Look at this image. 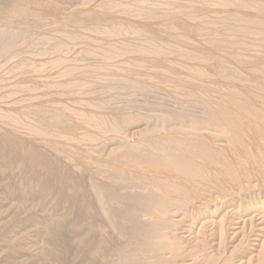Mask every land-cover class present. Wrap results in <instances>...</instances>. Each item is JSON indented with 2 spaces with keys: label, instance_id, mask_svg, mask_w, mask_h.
<instances>
[{
  "label": "bare ground",
  "instance_id": "1",
  "mask_svg": "<svg viewBox=\"0 0 264 264\" xmlns=\"http://www.w3.org/2000/svg\"><path fill=\"white\" fill-rule=\"evenodd\" d=\"M36 1L37 0H0V17L3 18V21L0 23V82L7 80V78H9L10 75L13 76V74H15V77L16 76L17 77L15 79L13 77H11L10 79L11 80L14 79V81H15L17 78H19L21 76V74H18L19 72L20 73L21 72L26 73V74L30 73V76L31 77L33 76V79L31 77H29V79L31 78L30 80H36L38 78V76H37V78L35 77L36 79H34V76L37 75V74L34 75V73H36V67L38 68V66H40V65H38L39 63L41 64V63H47L48 62L47 65H49V66L51 65V67L54 68V71H55L54 76L50 75L51 77H48V78H51V80H49V81H52L55 79L54 81L56 82L57 81L56 79H58V81H61V83L59 82L61 84V86L58 83H56V85H59V88L57 87V91H56L55 88L52 87L51 84L47 83L48 81L43 82V83H46V85H48V88H54L51 91L56 92L54 94H56L57 96L55 95L56 97L52 98L48 94L47 97L49 96L53 100L56 99L53 101V103L55 105H57V107H59V108L54 107L55 106L54 104H51V103L49 104L48 101L51 100V102H52V99L47 98V97L43 98L40 96L41 94L39 95L40 98H38L39 96L38 97L37 96L32 97L33 95L31 97L32 98L37 97V100L38 99L40 100L41 98H43L45 100V98H46V100H48V101H46V100L45 101L48 103L43 102L44 103V105L42 104L43 107H42V105L40 106L41 101L43 99H41L40 101L39 100L37 101L39 106L42 107V109H44V106L46 104H47V107L49 105L54 107V108L51 107L52 110H54L56 108L59 111L61 108L62 113L67 115L66 118L70 117V119H69L70 121L63 119L65 117L62 118L61 115H60L61 117H57L54 119L52 117L51 118L43 117L46 115V112L42 111L41 108H37V109L41 110V114H42V112L44 113L42 117L39 114L38 110H36L37 112H35V113L33 112L32 114L29 112H26L27 109L26 110L24 109V105H26V103L25 104L23 103L21 105L18 104V105L22 106L21 108L23 110L21 108H19L20 106L18 107V105L15 106L14 108H12V111L7 110L4 108V106H6V105H4L2 103L6 102L5 99L9 95V92L7 93L6 89H7V91H9V89L7 87H5L6 89L3 88V90L5 89L4 92L6 94L4 93L3 94L4 96L2 95V97H5V99H4L5 101H3V99H1L2 97H0V102H1L0 106L2 107L4 105L2 108L0 107L1 108V110H0V121H1L2 125L4 126L3 127V130L5 129L4 132L6 131V128L10 129V131H8L9 133L7 132L8 134H10V132H13L14 130L17 133L19 132V130H22V132H25L24 133L25 135L32 134V136L33 135L36 137L38 136L37 141H38L39 136H40V137H42L41 138L42 143L43 144L46 143V146L49 145L48 146L49 148H47L49 150L46 151V146L42 145V144H41L42 145L41 148L40 147L39 148H33L31 143H30L31 146L29 147V141H28V145H27V143H21L20 145H17L19 143V141L18 142H15V141L19 140V138L18 139L15 138L16 140L14 142L17 144H13V143L11 144V141L7 140V139H10V138H7V136H13L12 133H11V135H6L7 139L5 137H0V191L3 192L4 195L5 194L6 195L9 194V196L10 195H16L18 197V199L20 200L19 206L16 203L17 204L16 206H18V208L16 206H14L16 208V211L14 212L12 217L9 218V216H8L7 222H3L4 220L1 221L0 229H4V228L6 229L7 227H9V228H7V231H8V229L14 230V231L10 230L11 232H13L12 234H10L11 236L13 234H17V233H14L15 229H13V228L17 227L14 224H18V226H19L16 229H19L22 227V229L29 231L28 233H30V231L31 232L33 231L35 233L36 230H38L37 231V233H38L37 237L38 238L36 237L37 238L36 241H37L39 247L38 246L37 247L35 246V247L39 248V251L37 250L38 251L37 254L35 253V255H36L35 258H32L33 256H35L34 254L30 257V259L32 258L31 260L36 259L35 260L37 262V263L35 262L36 264H45L47 261L49 264H62V263L65 264V262L67 263L70 259L72 261H73V259L74 260H77L78 258L80 259V256L82 259V255H83V260H84L85 257L87 258V255L85 256L83 254L84 252H87V254H88V252L91 253V256H90V254H88L89 262H87L88 259H85L86 261H83V262H86V264H89L91 261H94L98 264H108L109 259L110 258L112 259L113 254H114L115 258H117V260L121 261L119 264H121L122 262L124 264H142V263H144V261L147 264H171V263L175 264L174 262L177 259H179L180 257H182L181 255H183V252H182L183 249L181 251L180 250L181 247L176 242H174V241L172 242L171 241L172 237L171 236L167 237L166 232L168 231L167 232L168 234H172V233L176 232V231H174V229H175V226H177V224H178V223L176 224V222H178L179 220L175 222V219L177 217H175V219H174V215L176 214V212L181 213V211L186 209V208H184V206L187 202L185 204H183L182 201L185 202V200H182V199L180 200L179 197H181V195L185 196L184 193L186 191H188V190L190 191L192 189H195L197 185L203 184L204 182H205L204 184L212 183V182H208V181L211 180L214 175H218V178H220L219 175H220V173H223V172H228V175L231 174L229 176V179H230V177L233 178L235 176V174L236 175L239 174V173H236V171H238V170H243V172L245 171L244 173H246L249 170L254 169L256 171L258 170V172L261 176H262V174L264 175V166H263L264 164L260 165V162L264 163V119L263 120L261 119L262 120L261 122L259 120L258 121L256 120L259 109L258 108L256 109L255 108L256 106L254 107L253 101L251 100L253 94L255 93L253 97H255V99H257L256 101H260V102L264 101V17H263V19H261L260 16H258V18H256V15L253 16L255 14V12L260 13L257 10H260L259 8H261V6L258 8L256 2L253 3V4L256 3L255 5H249V2L247 3V2H245V0H102L101 6L102 5L105 6L106 12L110 13L108 8H111L112 12H114L113 10H115L114 14H112V15L115 16V13L117 15L121 14L122 16H128V18L131 17L130 19L131 20L134 19V20L133 21H122L121 18H123V17L120 18V16H119V19L117 16H116L117 19L115 17L114 18L110 17L108 19L107 18L104 19V17L101 18L99 16L101 18L100 19V18H97L98 15L96 13H94V14H96L97 17H95L94 14H93L94 16L91 17L88 15L90 13L86 14L83 12L82 13L84 15L82 14L83 16L82 15H81L82 17L80 16V20H75V19L73 20L74 15L69 14V13L66 14L67 12L66 13L64 12L65 13V14L63 13L64 15L63 14L60 15L58 13L59 16L57 15V17H56L57 13L54 12L55 9L54 10L50 9V11H49V8L51 6L49 7L50 4L48 2L50 0L49 1L45 0L44 1L45 3L44 2L40 3V1H42V0H40V1L38 0L37 1L38 6L40 3V5L42 6L43 9L45 7V11L41 8L42 11L45 12L46 14H48L46 12L48 10L51 14V10H52V14L55 13L54 17H56V18L53 17L54 19H52V20H54V21H48L49 19H47L48 24H50L49 22H53L52 25H54V26L48 25L47 21H45L47 25L44 24V21L40 25H39L40 22L38 23V26H41L42 28H44V30H46V32L45 33L43 32V35H38L41 37L40 38L41 41H39L40 39L37 40V42L39 41L38 42L39 45L38 44L37 45L40 48L37 51H35L33 49V51H34L33 52V51H31L32 47H34L36 44L34 41H33V43H31L32 42L31 40L35 37H33L31 39L32 34L29 36L30 38L27 39L26 37L28 36L29 32H31L29 30H35V29L39 30V28H37L34 24V27H32L34 29H32V28H30L31 26L30 27L28 26V24H29L28 23L27 25H25V28L28 26L26 28L27 30H24L23 26L21 27V25L19 23H17V21H14V18H15L14 16L16 14H20V15L24 14V12L28 9L29 5H30L29 8L32 9L31 7L33 4H34L33 6L37 5ZM58 1H59V3H62L63 5H64V2L65 3L67 2L66 3L67 5L70 4L73 6L74 5L73 1H76V0H57L56 3H55V1L53 2V3H55L54 5L57 4L58 6H60V4H58ZM250 1H253V0H250ZM51 2L52 1H50V3ZM71 2H73V3L71 4ZM35 3H36V5H35ZM76 3H78V2H76ZM79 3H81V1ZM62 4H61V7H62ZM66 4L64 5V7L66 6ZM90 4H88V5H90ZM84 5H85V3H84ZM86 5H87V3H86ZM66 7H65V9H66ZM229 7H235V8L241 7V8L247 9L251 13L254 11L255 12L251 15V14H249V12L247 10H246V12H248V14H246L244 10H243L244 11L243 13L240 10V12L242 14L241 13L238 14L239 13L238 12L236 15L230 14V13H229V15H224V13L228 14L227 13L228 11L226 12V10H225V12L223 13L222 10L227 9ZM78 8H79V6H78ZM80 8H81V6H80ZM203 8H205V9H203ZM33 9H35V8H33ZM59 9H63V7L59 8ZM82 9L84 10V7ZM218 9L221 10L222 13H219ZM37 10H38V8H37ZM85 10H87V9H85ZM28 11L29 10H27L25 13L27 14ZM63 11H66V10L63 9ZM74 11H78L77 8ZM196 11H197V13H198V11H202L200 13L205 12L204 13L205 15L201 16L202 15L201 14L197 17L192 16L193 20L189 19V21L191 22L189 25L187 24L188 22L187 23L185 22L187 25H185V24L183 25V23L181 22L183 20H181V19H180L181 21L180 20H174V21L170 20L171 22L167 21V19H166L170 16H171V18H172V16L175 17L174 15H176V14L177 15L178 14H185L186 15V14L192 13L194 15L193 12H196ZM37 12H39V11H37ZM71 13H72V11H71ZM234 13H235V11H234ZM244 13L246 15H243ZM29 14H31V13L29 12ZM32 14H34V13H32ZM39 14H40V12H39ZM260 14H262V13H260ZM72 16H73V18H72ZM42 17H43V14H42ZM49 17H50V15H49ZM36 18H35V20H37ZM190 18H191V16H190ZM43 19H44V17H43ZM130 19H128V20H130ZM139 19L144 20V23H145V20H147L149 24L148 25H139L137 23V21ZM184 19H186V17ZM21 20H23L22 17H21ZM30 20H32V19H30ZM38 20H40V19H38ZM159 20H160V26L169 32H176L178 30L182 31L181 34L175 35V37H174L175 39L173 37H170V39L172 38L171 40L174 39V40L179 41L180 43L184 44L185 47H188L187 49H189V47H190V49L193 47H196V50H200L201 52L204 51V52H207L209 54L208 56L210 58H205L204 56L203 57L201 56L202 54H199L200 51H197L198 52L197 54L199 55L198 58L201 59V61L198 60L197 58H195V56H197V55H195L196 52H195V54H193L194 58L197 59L196 61L197 62L200 61L199 63H201V65L203 63L204 67L201 68V66L198 67L197 65L196 66H190L189 64H188L189 66L185 67L186 65L183 64V67L186 68V70H188V73H187V71L184 68L180 67V66H182L183 62L180 63L181 65L179 63H177L178 61L177 62L175 61V63L171 62V61H173V60L169 59L171 57V55L174 57H177V56L179 57L180 54L178 55V51L181 52V50H179L181 48V46L178 47L179 46V43H178L173 48L172 47L173 45L167 46V45H169V44H167L168 42L165 40H161V38H160V36H158L157 30H156V28H158L159 25H158V23H157L158 26H155V24H154V23H156V21H159ZM161 20H163V21H161ZM14 22L19 24L21 28H19V25H17ZM47 26H48V28H47ZM37 34H39V33H37ZM37 34H33V35L37 36ZM123 35L125 36V38L128 35L127 38L132 36V38H136V39L133 42L129 38L128 40L131 41L132 42L131 43V42H128L127 38L126 39L123 38L124 37ZM135 35H136V37H135ZM46 37L48 39H43ZM16 38L20 39L19 43L14 41ZM167 38H169V37L167 36ZM18 39H16V40L18 41ZM11 40H12V42H11ZM26 40L31 41L27 44V47L29 44L34 45V46L29 45L31 47L30 48L31 52L28 49V51L30 53L27 52V47H25L26 43H27ZM45 40H46V42H45ZM6 41L9 42V45L11 43L13 45H15V48H18L19 50H22L25 47L26 53L23 50L20 53L26 54V55L28 54V55L25 57L24 56L18 57V56H11V55L5 56L4 55V49H7V48H4V47L6 46L7 43H5V46L3 44ZM65 43L78 45V47L83 49V52L85 51L87 54H89L88 56L91 55L90 57L95 56V57H100L102 59L103 71L96 72L98 70L97 69L98 66L96 65L97 68L96 67L95 68L97 70L96 71L94 70L91 73L94 76L95 81L97 80L96 83L100 82L102 80H103V82L105 81L104 83H107V84L110 82V84H113L112 85L113 88L116 85V86H118L117 88L120 87L119 89L122 90L124 93V91H126V88L127 89L129 88L126 86H130L135 90H141V87H140L141 82H139V80L142 81L143 79L141 77L144 75H147V77H149L148 79H150L149 83H148L149 88L150 87H151V89L153 88L152 91L154 89L158 88L159 86H161V90L163 92L169 91V93L170 92L176 93V92H180L183 89H185V88H182L183 86H185V84L184 83H183V85L181 84V82L185 81V79H183V81H182V78L179 77L178 75H180V72L181 73L186 72L187 73V75L185 76L187 79L186 82H189L188 84L189 85L191 84L190 86H193L195 88V94H193V96L198 95L196 93H199V95H200L202 92L208 91V93L211 96L213 94H215V96H216V94L219 93L220 95L218 94L217 96L218 97L220 96L219 98L221 101L220 100L216 101L217 99L215 100L214 98H210V97H208V95H206L207 98H206V96H205V98H204V96L202 97V95L200 98L196 97L194 102L197 104V109L203 110L202 108L205 107L203 110V111H205V113L203 116L201 115L202 117L200 119L195 120V122H194V120H190L191 118H189V120H186V117L184 116L185 114L183 115L182 119L185 118L186 121H189L190 123H193V124H187L184 126L182 124H180L182 126L181 131H183V133H184V135H182L181 139H177V140H176V138L171 139V140H165L164 139V141L159 139V135L157 133L158 128H161L160 127L161 125H163V127H164V125H166L167 123L172 122L171 117H168V116L162 117V115H160L158 117H161L159 120L161 121L162 124L160 123L161 125L159 124L160 126H158V128L155 127V129H157V130H150L151 132H148V133L143 130L144 133L141 132L140 136H142V138L144 136H146V138L144 140H142V138L139 137L142 140L139 143V146L129 145V146L125 147L124 150L127 153L126 155H130L131 157L133 156L131 159L128 158L129 161L133 160L134 157L138 159L136 161H138V162L140 161L139 163H137L135 160H133V161L128 162V164L130 163L129 165L131 166L132 163L134 164V162H135V163H137V165H139L140 163L143 162V164H140V166L143 165L144 167H146V170H147L146 173H143V175L146 177L149 176L148 178L145 177L146 179H144V181H143V180H141L142 176H141V178H139L138 174H137L138 177H136V175H135L136 180H137V178H139L138 183L140 185V186L136 187L135 185H136L137 181L134 180V182H135L134 187H136L135 192L133 191L134 189L131 192V188L133 187L132 186L133 184L127 183V182H131L129 180L127 181V179L132 174L130 176L127 174L128 178L125 177L127 175L125 174L126 171H124V170L125 169L128 170V166H129L128 164H126V166L128 165L127 168L122 167L123 164H120L121 167L120 168L118 167L119 170H118V168H116V170H118V171H120V169L123 168V172H124L123 177H125L124 178L125 182H124L120 178L122 175L119 177L118 176L116 177V175H118V174L115 173V171H112L113 173H115V174H113L114 176H112V172H110V171L113 168L111 169L110 167L107 166V164H105V165L103 164V166H101V167L103 168L105 166L103 171L108 172L109 175L106 172H105L106 173L105 174V173H102L100 169H97L98 167L101 168L100 166H97L98 164L94 165L93 168H95V166H96L95 169H97V170H95L93 168H90L88 166V163H87V166L92 170V171L90 170L91 173L93 172V170H95L94 172H96V171L98 172V170H100L99 172L101 174H99V172H98L97 173L98 176L99 175L101 176L102 174H103V176L108 175V176H110V177H108V178H110V180L112 177H114V178L116 177L115 178L116 180L113 178L114 182L116 181V184L109 185V184L105 183V185H103V184L95 183L96 181L94 182L95 184H91L92 182L90 183L89 179L85 180L86 176H84V178H83V177H81L82 174L78 175L80 177L75 175L79 171L77 169H80V168H78L79 167L78 164L76 165L78 167H76L75 165L72 164V166H75V167H72V166L70 167V165H69L70 168L69 167L65 168L66 165L62 164L64 161L62 160L61 161L62 163H61L60 161H58V160H61V158L60 159H58L57 157L54 158V155L57 156L58 151L62 150L61 148L67 147V150H69L68 146L66 145L68 143L67 141L70 142V143H68V145H73L72 147L75 148V146H81V145H86V144L91 145L92 143L94 145V142H96V141L101 142L102 140L100 138H102V137L104 138L105 137L104 135H107V133L108 134L113 133V135L116 134L118 137H120L121 136V134H120L121 129H122V127H125L123 125H125L126 122L129 124V122L124 121L125 119H123L124 117L122 116V114L124 116H125V114L122 110H119V108H117L115 110L113 108V110L111 111L112 107L110 105L111 108H110V110H108V108H109L108 103L109 104H111V103L108 102V100L105 99V97H103L104 95H102V97H98L99 99L96 101H94V100L97 98L94 99V97H93L92 99H94V100H92V101L95 103H93L91 101L92 103L90 102V104L87 105L85 102H83V104L85 103L86 105H84L85 108L80 106V107H82L81 111L79 109L76 110L77 108H75L76 111L71 108V103H72L71 101H73L72 98H74L75 96L78 97V95H80V92L84 90L83 89L84 84L82 85V80H80L79 77L84 76L87 72L86 73L83 72L82 69H84V68H82L81 66L70 69V70L63 71V69H62L61 71H58V69H60L59 66L61 65V61H62L60 59L61 58L60 56H62L61 55L62 53L60 54V56H59V53L61 52L60 50L65 45ZM16 44H17V46H16ZM203 45H205V47ZM66 46L64 48H66ZM198 46H199V49H197ZM8 47L10 48L11 45ZM75 47H77V46H75ZM200 47L203 49H201ZM67 48H68V46H67ZM80 48H78L79 51L81 50ZM35 49H37V46L35 47ZM75 49H77V48H75ZM194 49H192V50L195 51ZM176 50H177V56L175 55ZM191 51H188V52H191ZM133 52H137L138 53L137 55H139V53H141L143 58L140 59V57H141L140 55H139L140 56L139 59H135L132 57L127 58L126 54L133 53ZM191 53H193V52H191ZM191 53H188V56ZM67 54H68V51H67ZM181 54L182 55H180V57H181L180 59L182 61H183L182 56H183V58L187 57V59L190 57V56L189 57L185 56V55H187V54H185V52H181ZM64 55H65V53H64ZM80 55H82V54H80ZM125 55H126V58H124ZM71 56H73L74 58L75 57H81V56H77V55L76 56L71 55ZM86 56H84V57H86ZM88 56H87V59L90 58ZM65 57H67V56H65ZM68 57H69V55H68ZM178 57H177V59H178ZM120 58H121V60L123 59L122 64H120V62H119ZM191 58L193 59V56ZM212 59H213V61L216 59V60H218V62H215V63L212 62L211 63L210 60H212ZM72 60H74V59H72ZM181 60L179 62H181ZM66 62H68V61H66ZM66 62L63 61V64H65ZM77 62H75V63H77ZM118 62L120 65L118 64V66H116ZM187 62H184V63H187ZM84 63H85V61H84ZM188 63L191 64V62H188ZM196 63H194V64H196ZM63 64H62V66H63ZM80 64H82V63H80ZM94 66L92 67V69L94 68ZM43 67L44 66H40L41 69ZM66 67H68V66H66ZM179 68H180V70H179ZM181 68H182V70H181ZM89 69H91V68H88V70ZM91 70H89V71L91 72ZM51 72H53V71H51ZM100 73H102V74H100ZM169 73L173 75L172 77L174 79L173 78L171 79V75ZM28 74H27V76H28ZM23 75H22V77H23ZM167 75H168V78H167ZM227 75L233 76L237 79L233 80L232 85L229 83L230 81L232 83V80L228 81V83L231 86H229V84H227V86H226V84L224 85L225 88H227V89L229 88L228 91L225 92V90H227V89L224 90L223 89L224 87L221 85L219 86V84L217 82L221 78L227 80V78H228ZM53 77H54V79H53ZM252 77H255V79L254 78L252 79ZM48 78H46V80ZM10 79H9V83H8L9 87L13 83V81H11ZM39 80L40 79L38 78V80H36V81H31L30 84L27 83L28 85L23 84V85H25L24 87L22 84L18 83V81H20V80L15 81V83H17L18 85L20 84V88L21 87H23V88L19 89V90H21V91H19L18 89L14 88L15 89L14 90L11 87L12 89H10V91H12L13 96H14L13 92H15L16 90H17V92L18 91L20 92V93L18 92L19 94H21L23 91L24 92V94L22 93L23 96L25 95V92H26V95L27 94L31 95L32 93L33 94H39L42 91H39V93H38L37 88L34 87V89L37 90L36 91L37 93H35V91L32 88L33 82L36 85L38 84V86H39V83H36ZM23 81L21 79V82H23ZM95 81H94V83H95ZM250 81H255L253 83H256V85H258V86L254 87V88H256V90H253V91H255L254 93L251 90L253 85L250 84ZM10 82H12V83L10 84ZM103 82H101V84ZM242 82H244V83H242ZM23 83H25V81ZM143 83H141V85H143ZM245 83H246V85H244ZM248 83L252 87H250ZM5 84L7 85V82ZM42 84L40 83V85H42ZM223 84H224V82H223ZM50 85H51V87H49ZM88 85L92 86L94 84L89 83ZM99 85H100V83H99ZM38 86H36V87H38ZM43 86H44V84H43ZM53 86H55V85H53ZM82 86H83V88H82ZM144 86L148 87L145 84L143 85V87ZM39 87H38V89H41V90L43 89V88H39ZM44 87H45V89H48L47 86H44ZM87 87L88 86L85 85V88H87ZM121 87H126V88H121ZM81 88H82V90H81ZM254 88H252V89H254ZM0 89L2 90L1 87H0ZM45 89H43V90H45ZM129 89L132 90L131 88H129ZM31 90H33V91H31ZM248 90H250L249 92L252 93V96L250 93L251 98L248 94H246V91H248ZM188 91H190V90H188ZM186 92H187V90H186ZM2 93H3V91H2ZM18 93L15 94V96L16 95L18 96ZM49 93H51V92H49ZM107 93H110V92H107ZM10 94H11V92H10ZM22 94H21V96H22ZM69 94H71V96H73V97L69 96ZM86 94H88V93H86ZM146 94H147V92H146ZM30 95L27 98H30ZM43 95H45V94H43ZM51 95L53 96V94H51ZM95 95H96V93H95ZM117 95L120 96L119 93ZM140 95H142V94H140ZM140 95H139L138 99L141 98ZM67 96H69L71 98L70 99L71 101L68 100L69 97L67 98ZM91 96L92 95H89V98H91ZM105 96H106V94H105ZM115 96H116V94H115ZM18 97H20V95ZM191 97H192V95H191ZM128 98H129V96H128ZM10 99L14 100V103L18 102V98L14 99V97L11 96V97H9L8 100H10ZM22 99H25V98L23 97ZM74 99H78V98H74ZM112 99H111V102H114ZM249 99L252 101L251 102L252 104L249 103V101H250ZM260 99H262V101ZM84 100H85V98H84ZM89 100H91V99H89ZM117 100H119V99H117ZM128 100H129L128 102L132 101L130 99H128ZM232 100H233L234 104H232V102H230L232 104V106H228V104H229L228 101H232ZM79 101L80 100H78L77 102H79ZM214 101H216L217 103ZM87 102H89V101H87ZM115 102H116V100H115ZM75 103H76V101H75ZM198 103H200V104H198ZM263 103L264 102H262L263 110H262V106L261 107H260V105H258V106H259V108H261L260 110L263 111V113H264ZM5 104H8V103H5ZM10 104H12V103H10ZM31 104H29V107H31V106L36 107L34 104L33 105H31ZM79 104L82 105V102H79ZM168 104H170V103H168ZM189 104H191V102ZM201 104L204 107L200 108L202 106ZM58 105H60V106H58ZM124 105H122V106H124ZM131 105H133V103ZM198 105H200V107ZM72 106H75V105H72ZM29 107H28V111H29ZM75 107H77V106H75ZM3 108L5 110H2ZM32 109L35 110L36 108L32 107ZM32 109H30V110H32ZM8 111H10L9 114H8ZM61 111H59V112H61ZM124 111H126V110H124ZM261 111H259V112H261ZM50 113H51V111H50ZM131 113H133V112H131ZM136 114H138V113L135 112V115L134 114H132V115L136 116ZM47 115H49V114H47ZM55 115H56V113H55ZM136 118H135V120H136L135 123L139 124V122L137 120L139 117L137 119ZM169 118H170V122H168ZM180 118H181V116H180ZM141 119H142V121H145V120L150 119V117H143ZM192 119H193V117H192ZM73 121L80 122L81 123L80 126L82 127L83 130L90 129L91 131H93V133L91 132L92 134L89 133V134L83 135L85 133L82 130L83 133L81 131V133H82V135L80 134L81 136L77 135L76 138H73L72 135H70V132L69 133L67 132L68 130H72V128H71L72 125L70 124V122H73ZM139 121H141V120L139 119ZM148 121H145V122H148ZM191 121H193V122H191ZM76 122H74V123H76ZM1 123H0V125H1ZM74 123H73V125H74ZM128 124H126V126ZM152 124H154V123H152ZM134 125L132 124V126H134ZM149 125H150V123H149ZM167 125H169V124H167ZM167 125L165 126L166 127L165 129H167V127H168ZM69 128H71V129H69ZM125 129H127V128H125ZM150 129H153V128H150ZM79 130H80V128H79ZM1 131H2V129H1ZM60 131H61V133L65 132L66 134H58ZM88 131L89 130H87L86 132L88 133ZM148 131H149V129H148ZM26 132L28 134H26ZM160 132H162V131H160ZM160 132H159V134L161 135ZM1 133H0V135H1ZM142 133H143V135H142ZM177 133H178V131H177ZM119 134H120V136H119ZM148 134L150 135V137ZM3 135H5V134H3ZM15 135H16V133H15ZM19 135H21V133ZM54 135L56 137H59L61 135L64 142L65 143L67 142L65 145L64 144L62 145L60 143L62 145V147L60 148L61 145H59L58 147L60 149L57 147L59 150H57V149L54 150L52 148L53 144H56L55 147L58 145L57 143H51V140L53 138H55ZM16 136H18V135H16ZM114 138H117V137H114ZM120 140H122V139H120ZM8 141H10V142H8ZM33 141L35 142V140H33ZM43 141H45V143ZM54 142H56V140ZM37 143H39V142H37ZM102 144H104L103 141H102ZM35 146H36V144H35ZM69 147H71V146H69ZM113 147H115V146H113ZM72 149H71V151L74 152L73 150H76L77 148L73 149V150ZM79 149L80 148H78V150ZM65 150H66V148H65ZM54 151H56V154L53 153ZM63 151H64V149H63ZM72 152H70V153L72 154ZM88 152H86V153L89 154V156H92L94 151L92 150L89 153ZM61 153H62V151H61ZM66 153H67V151H66ZM70 153L68 155H71ZM90 153H91V155H90ZM72 155H74V154H72ZM121 155H123V153ZM93 156H95V155H93ZM124 157H125V154H124ZM109 158H111V157H109ZM125 159H127V158H125ZM74 160H73V162H75ZM121 160H122V158H121ZM67 161H68V159H67ZM86 161H83V164H85ZM88 161H91V160H88ZM80 162L82 163V161H80ZM111 162H114V161H111ZM122 162H123V160H122ZM110 164H112V163H110ZM16 165H19V167H21V169L25 168V167H32L33 168V171H32L33 173H31L32 178L38 174L44 177V180H45L44 184H43L42 180H41L42 184L39 183V184H41V186L43 185V188L39 186L38 189L42 188L45 190L47 189L49 191H52L53 187H55L54 185H56L57 183H59V184L62 183L61 184L62 191L59 192V190H58L59 188L57 187L58 188L57 190L59 193L56 194L57 195V197H55L56 199L52 200V202L54 200H57L55 202L57 204H55V203L53 204L51 202L52 196L51 197L49 196L51 193H53L56 190V187H55L53 192H51L49 195L47 194L50 197L49 199L46 198L47 196H45L46 200L43 197H41L44 199V201L41 200L42 203L38 202L39 204L36 201V203H37L36 205L33 204V199H32V204H31L30 199L33 197V196H29V194H30L29 190H31L30 189L31 186L28 188V186H26V184H25V182L28 183L27 181L30 180L28 178V176L26 177V178H28L27 180L24 177L26 181H24V182L21 181L20 183H18L20 180L15 182L12 180L13 178L11 179V177H12L11 174L13 173V170L15 171ZM124 165H125V162H124ZM134 165H136V164H134ZM134 165H132V166H134ZM137 165L135 166V168L137 167ZM140 166H138V168ZM260 166L263 168H261ZM62 167H64L65 169ZM111 167H113V164L111 165ZM116 167H117V164H116ZM82 168H83V165H82ZM114 168H115V166H114ZM132 168H134V167H132ZM17 169H18V167H17ZM61 169L62 170L64 169L65 171H63L62 174L59 173V175H58V173H56V172H59ZM87 169H85V170H87ZM109 169H110V171H109ZM130 169H131V167H130ZM136 169H135V171H136ZM259 169H261L262 171H260ZM85 170H84V168L81 169V171H83V173L85 172ZM131 171H132V169H131ZM139 171H140V168H139ZM141 171L143 172L145 170H143V168H142ZM87 172H89V171H87ZM147 172H148V175H146ZM91 173H90V176L92 175ZM254 173H255V171H254ZM93 174H96V173H93ZM120 174H122V169H121ZM133 174H134V172H133ZM132 176H134V175H132ZM224 176H225V174H224ZM94 177H95V175H94ZM94 177H91V178H94ZM98 178L99 177H97V179ZM118 178H120L121 181H123V184H122V182L121 183L118 182V181H120ZM117 179H118V181H117ZM31 180H30V182H31ZM140 180L143 182L141 183ZM237 180H239V179H237ZM90 181H92V180L90 179ZM103 181H105V180H103ZM213 181H214V178H213ZM86 182H88V184H91V187L88 185L90 187V188L88 187V189H91V192H87V190H86L87 186L85 185ZM32 183H33V181H32ZM124 183H127L128 184L127 186H129V185L132 186V187L128 188V189H130V191L127 189L129 192H125L124 188H123L124 192L123 191L119 192L118 190H116V186L117 187H119V186L125 187L126 184L124 185ZM31 184L28 183V185H31ZM117 184L118 185L120 184V185L118 186ZM26 187L29 189L28 195L25 194L27 192V191H25ZM33 187H36V186H33ZM33 187H32V191L34 189ZM137 188L140 190L138 191ZM45 190H44V192H45ZM40 191H42V190L40 189L38 192H40ZM1 192H0V194H1ZM36 193L37 192H35V196H37ZM38 195H40V194H38ZM26 196H29V200H25ZM94 196H96V198L99 197L98 199H100V200H97V201L100 202L99 203L100 205L98 207L102 206L100 208H102V210L104 208L105 212L107 211L105 209L109 208V207L107 208V206H105V205H107L108 203L109 204L111 203L110 209H108V211L106 213L103 211V214H105L106 216L108 214H111L114 216V217L111 216L110 219H109V217H107L106 219H108L110 221L113 220L112 222L115 225V227H119V228L121 227L122 228V226H124V225L131 226V229L126 232L127 237H128V241H127V243L125 242L126 244H124V246H120L116 249L113 246L115 243L113 242V244H112V242L110 240L112 238V241H113V237L109 238L108 235H105L108 237L104 236V234H105L104 223L101 221L103 223L102 227L104 228V230H102L103 228L102 229L100 228L101 223L99 224L100 221L98 222V220H97L98 218L96 219L94 217V216L99 215V212L101 214L102 210H99L97 208V211L98 210L99 211L97 213H95L96 215H94V211H96V209L93 210V208L91 206V204H92L91 201L96 200V198ZM183 196H182V198H183ZM37 197H40V196H37ZM187 197L190 200V197L188 194H187ZM225 197H227V196L225 195L224 199H225ZM41 198H38V199H41ZM91 198H92V200H91ZM192 198H194V197H192ZM15 199H16V197H15ZM76 199L78 201H80L79 199H81V201L78 204H74L73 207L71 206L70 208L67 209V210H70V212L68 211L69 212L68 216H67V214L62 216V213H61V216H60V214H58V210H59L58 208L59 207L56 208L57 206H61V205L65 204V205H63V207H65L66 203L71 204L70 201H75ZM5 200H7V199L5 198ZM226 200H228V199H225V201ZM18 201L16 200L15 202H18ZM28 201H30V202H28ZM97 201H95V202H97ZM107 201H108V203H107ZM2 202L5 203V201H2ZM2 202H0V203L2 204ZM75 202H77V201H75ZM51 204H53L54 206L56 205V206L55 207L51 206ZM97 204H98V202H97ZM97 204H95V206ZM92 205L94 206V203ZM187 205H190V204H187ZM50 206H51V208H50ZM67 207H69V205ZM187 210H189V209H187ZM217 210H219V209H217ZM2 211H0V213ZM5 211H6V209L4 210V212ZM7 212H9V211H7ZM12 213H13V211H12ZM184 213H185V216H187L189 214L188 211H187L188 214L186 212H182L181 213L182 217L184 216L183 215ZM181 214H180V216H181ZM0 215L3 216V214H0ZM105 215H102L104 219L106 217ZM108 216H110V215H108ZM175 216L179 217V215H175ZM194 216H196V215H194ZM60 217H63V218L66 217V220L65 221L61 220L62 218H60ZM111 218H112V220H111ZM151 218L156 219V220H153L150 225H148L147 223L145 224V222L147 220L150 222V220H152ZM158 218H159V220H158ZM165 218L166 219L168 218V220H165ZM198 218H200V217H198ZM178 219L181 220V217ZM109 222H108V224H111V222L110 223ZM122 223L124 225H122ZM216 223H218V222H216ZM119 224H121L122 226L121 225L118 226ZM11 226H12V228H10ZM172 226H174L173 227L174 229L172 228ZM113 227L114 226H111L110 229L112 230ZM99 228H100V230L104 231V233L102 232V234H100L101 231L99 230ZM171 228L174 232L172 231L170 233L169 230H171ZM34 229H36V230H34ZM109 230L107 229V231H109ZM113 230H115V229H113ZM2 231L4 234L5 233L4 231H6V230H2ZM17 232L19 233V230ZM22 232H23V230H22ZM24 232L22 233V235L20 232V237H16V238L14 236L13 237L10 236V237L14 240L16 239L17 241H18V239H19V241L20 240L23 241L26 239L27 241H25V242H27L28 244L25 242H23V244L25 243V244L29 245L30 244L29 243L30 238L28 236H30V235L27 234V232L25 233L26 234L25 235ZM95 232H99V233H95ZM114 232L115 231H113V233ZM94 233H95V235H94ZM109 233L112 234L111 231L108 232V234ZM3 234H1V235H3ZM96 234L97 235L99 234L98 236L103 235V237H105V238L103 240H95L94 238H96V237H94V236H97ZM34 236H35V234H34ZM124 236L126 237V235H124ZM178 236H176V237H178ZM5 237H7V236H5ZM5 237H4V239H5ZM10 237L8 236L9 240H10ZM173 237H175V234ZM181 237H183V236H181ZM68 238H69V240H68L69 243L65 241ZM98 239H99V237H98ZM14 240L12 242L10 240V243H12L11 244L12 246L10 245V247H14V249L16 248V250L18 251L19 248H17V245L18 244L21 245L22 243L18 242V244H17L16 240L15 241ZM182 240L183 239H181V241ZM36 241H32L34 243V245H37V243L35 244ZM8 242H6V243H8ZM120 242H122V241H120ZM10 243H8V244H10ZM72 243H73V245H72ZM178 243H179V241H178ZM15 244H16V247L14 246ZM74 245L76 248L73 247ZM8 246H6V247H8ZM23 246L26 247V245H23ZM33 246H31L32 249L34 248ZM2 248H1V251L4 250ZM36 248H34V249H36ZM10 249H12V248H10ZM34 249H33V252L35 251ZM113 249H114V251H113ZM21 250H23V249H21ZM193 250L196 251L195 248ZM203 250H204V248H203ZM4 251H6V250H4ZM112 252H114V253L112 254ZM192 252H194V251H192ZM191 253L189 252L187 254V256ZM13 255H15V254H13ZM167 255H168V257H167L168 259H164L165 256H167ZM0 256H3V255H0ZM190 257H189V259H190ZM201 257H202V255H201ZM209 258H211V257L209 256ZM209 258H208V260H209ZM4 259H8V258H4ZM184 259H185L184 262H186V258H184ZM184 259H182V261ZM191 260H192V258H191ZM24 261H23V264H26ZM204 261H206V259H204ZM75 262H77V261H75ZM83 262H82V264H83ZM129 262H131V263H129ZM146 263H144V264H146ZM194 263H196V262L194 261ZM203 263H201V264H203ZM211 263L213 264L214 262L211 261L210 264ZM91 264H94V263L91 262ZM114 264H117V262H115ZM184 264H186V263H184Z\"/></svg>",
  "mask_w": 264,
  "mask_h": 264
},
{
  "label": "rangeland",
  "instance_id": "2",
  "mask_svg": "<svg viewBox=\"0 0 264 264\" xmlns=\"http://www.w3.org/2000/svg\"><path fill=\"white\" fill-rule=\"evenodd\" d=\"M38 1V0H37ZM37 1H36V3H37ZM40 1V0H39ZM45 0H42V1H40V3L41 2H44ZM49 1V0H48ZM50 1H52L51 3H50ZM48 3L50 4L49 5V11H50V9H52V10H54V12H56L57 14H56V17H57V15L59 16V14L61 15V14H63L64 12L66 13V14H72V15H74V18H73V16H72V18H73V20L75 19V20H80V16L83 14V13H86V14H88V13H90V14H88L89 16H91V17H93L94 15H95V17H97V15H98V17L97 18H103L104 17V19H108V18H116V16L118 17V19H119V16H120V18L121 17H123V18H121V20L122 21H133V20H131L130 18L131 17H129L128 18V16H122L121 14H119V15H117L116 13H115V16L114 15H112V14H114V12H115V10H113L114 12H112V9L111 8H108L109 9V11H110V13L109 12H106V8H105V6H101V4H102V0H76V1H73V2H71V4L73 3L74 5L72 6V5H70L69 3V5H67L65 2H64V5L66 4V9H65V7H64V5L62 4V3H59V1H58V4H60V6H58L57 4L56 5H54L56 2H57V0H54L55 1V3H53L54 1L53 0H50ZM81 1V3H79ZM92 1V2H91ZM258 1V2H257ZM76 2H78V3H76ZM245 2H249V5H255L256 3H257V6H258V8L261 6V8H259L260 10H257L258 12H260V13H262V14H260V13H257V12H255V14L253 15V16H255L256 15V18H258V16H260V18L261 19H263V15H264V0H253V1H248V0H245ZM254 2H256L255 4H253ZM36 3H35V5H36ZM40 3H39V6H38V3H37V5L36 6H33L32 5V9H30L29 8V6H28V9L27 10H29L28 12H27V14L24 12V14H16L14 17V21H17V23H19L20 25H21V27L23 26V29L24 30H27L26 28L29 26H31L30 28H32V27H34V24H35V26L37 27V28H39V30H29V31H31V32H29V34H28V36L26 37L27 39L28 38H30L29 36L32 34H37V33H39V34H37V36L38 35H43V32L45 33L46 32V30H44V28H42L41 26H38V23H39V25L41 24V23H43V21H44V24L45 25H47L48 24V21H54V20H52V19H54V18H56V17H54V15H55V13L54 14H52V10H51V14H50V12L47 10L46 12L48 13V14H46L45 12H43L42 11V6L40 5ZM45 3V2H44ZM84 3H85V5H84ZM86 3H87V5H86ZM91 3V4H90ZM100 3V4H99ZM61 4H62V7H63V9L64 10H66V11H63V9H59V8H62L61 7ZM83 4V5H82ZM88 4H90V5H88ZM99 4V5H98ZM260 4V5H259ZM43 5V4H42ZM41 6V7H40ZM71 6V7H70ZM78 6H79V8H80V6H81V8L79 9L78 8ZM101 8H100V7ZM73 7V8H72ZM84 7V10L82 9ZM33 8H35V9H33ZM37 8H38V10H37ZM42 8V9H41ZM47 8V7H46ZM68 8V9H67ZM76 8H77V10L78 11H74V10H76ZM257 8V9H258ZM85 9H87V10H85ZM101 9V10H100ZM203 9H205V8H203ZM31 10V11H30ZM44 11H45V7H44V9H43ZM62 12H60V11ZM219 10V9H218ZM225 10H226V12L228 13V14H226V13H224L225 12ZM240 10H241V12L243 13L244 11H245V13L246 14H248V10L247 9H245V8H235V7H229V8H227V9H224V10H222V12L224 13V15H229V13L230 14H234V15H236L238 12V14H240L241 12H240ZM244 10V11H243ZM246 10L248 11V12H246ZM37 11H39L40 12V14H39V12H37ZM70 11V12H69ZM71 11H72V13H71ZM74 11V12H73ZM85 11V12H84ZM108 11V10H107ZM203 11V10H202ZM202 11H198V13H197V11L196 12H193L194 13V15L192 14V13H190V14H176V15H174L175 17H173L172 16V18H171V16L170 17H168V18H166L167 19V21H174V20H183V21H181L182 23H183V25L185 24V25H189L191 22L189 21V19L190 20H193L192 18L193 17H197V16H199V15H201V16H204L205 14V12L204 13H200V12H202ZM234 11H235V13H234ZM29 12L32 14V13H34V14H29ZM83 12V13H82ZM106 12V13H105ZM219 13H222L221 12V10H219L218 11ZM254 12H249V14H253ZM59 13V14H58ZM64 13V14H65ZM92 13V14H91ZM94 13H96V14H94ZM241 13V14H242ZM243 14V15H246V14ZM42 14H43V17H44V19H43V17H42ZM46 14V15H45ZM63 14V15H64ZM94 14V15H93ZM108 14V15H107ZM192 14V15H191ZM37 15V16H36ZM45 15V16H44ZM49 15H50V17H49ZM84 15V14H83ZM82 15V16H83ZM107 17H106V16ZM182 15V16H181ZM184 15V16H183ZM196 15V16H195ZM81 16V17H82ZM100 16V17H99ZM190 16H191V18H190ZM193 16V17H192ZM21 17H22V19L25 21H23V20H21ZM27 17V18H26ZM37 17V18H36ZM41 17V18H40ZM48 17V18H47ZM54 17V18H53ZM180 17V18H179ZM186 17V19H184ZM34 18V19H33ZM35 18L38 20V19H40V20H35ZM46 18V19H45ZM100 18V19H101ZM170 18V19H169ZM179 18V19H178ZM259 18V19H260ZM2 19V20H1ZM30 19H32V20H30ZM47 19H49L48 21H47ZM117 19V18H116ZM128 19H130V20H128ZM165 19V20H166ZM142 19H139L138 21H137V23L139 24V25H148L149 23H148V21L147 20H145V23H144V20H142ZM185 20V21H184ZM3 21V18H1L0 17V23ZM22 21V22H21ZM45 21H47V24H46V22ZM161 21H163V20H161ZM170 21V22H171ZM32 22V23H31ZM187 24H186V23ZM14 23H16V22H14ZM16 23V24H17ZM29 23V24H28ZM37 23V24H36ZM50 24H48V25H52L53 24V22H49ZM154 23V22H153ZM157 23H158V25H159V27L158 28H156V30H157V33H158V36H160V38H161V40H165V41H167L168 43L167 44H169V45H167V46H171V45H173L172 47L174 48V46H176V44H178L179 43V46L178 47H180L181 46V48L179 49V50H181V52H185V54H187V55H185V56H188V53H191V52H193V53H191V54H189V58L187 59V57H184L183 58V56H182V59H183V61L180 59L181 57H180V55H182L181 54V52H179L178 51V55H179V57L177 56V50H176V53H175V55L178 57V59H177V57H174V56H172L171 55V57L169 58L170 60H173V61H171V62H173V63H175V61L177 62V63H182V66H180V67H182V68H184L183 67V64H185L186 66L185 67H187V66H198V67H200L201 66V68L202 67H204L203 66V63H202V65H201V63H199L200 61H201V59H199L198 58V52L197 51H200V50H196V47H193V48H191L190 49V47H189V49H187L188 47H185L184 46V44H182V43H180L179 41H177V40H174L175 38V35H178V34H181L182 33V31L181 30H178V31H176V32H169V31H167L166 29H164V28H162L161 26H160V20L159 21H156V23H154L155 24V26H158L157 25ZM19 24H17V25H19ZM28 24V26L25 28V25H27ZM33 24V25H32ZM20 25H19V28H21L20 27ZM52 26H54V25H52ZM47 28H48V26H47ZM29 29V28H28ZM32 29H34V28H32ZM34 33H33V32ZM156 32V31H155ZM31 35V39L33 38V37H35V38H33L31 41L30 40H26L27 41V43H26V46L25 47H27V44L29 43V42H31V43H33V41L35 42V46L34 47H32V50L30 49L31 47L30 46H32V45H28V47H27V52L28 53H30L31 51H33V49L35 50V51H37V50H39V48L40 47H38V42L39 41H41V37L40 36H32ZM124 36V35H123ZM122 36V37H123ZM128 36V35H127ZM127 36H126V38H127ZM130 36V35H129ZM134 36V35H133ZM167 36L169 37V38H167ZM135 37H136V35H135ZM165 37V38H164ZM170 37H173L174 39L173 40H171L170 39ZM37 38V39H36ZM123 38H125V36L123 37ZM125 38V39H126ZM130 38V40L131 41H135V39L136 38H132V36L131 37H129ZM129 38H127V40L129 39ZM164 38V39H163ZM16 39H18V38H16ZM14 40V41H16V42H18L19 43V40L20 39H18V41L17 40ZM40 39V40H39ZM43 39H48L47 37L46 38H43ZM133 39V40H132ZM10 40V39H9ZM37 40H39L38 42H37ZM170 40V41H169ZM8 41V40H7ZM4 42V46H5V43H7L6 44V46L4 47V48H7V49H4V55L5 56H9V55H11V56H18V57H25V56H27L26 54H21L20 52L23 50L24 52H25V50H26V48L24 47V49H22V50H19L18 48H15V45H13L12 43L10 44L11 45V47L9 48L8 46H10L9 45V42ZM44 41V40H43ZM131 41H129L128 40V42H131ZM174 41V42H173ZM176 41V42H175ZM11 42H12V40H11ZM45 42H46V40H45ZM17 43V44H18ZM132 43V42H131ZM17 44H16V46H17ZM38 44V45H37ZM166 44V43H165ZM181 44V45H180ZM25 45V44H24ZM68 46V48H67V46ZM70 45V46H69ZM75 44H70V43H65V45L62 47V49L60 50L61 52L59 53V56H60V54L62 55V56H60L61 58V65L59 66L60 67V69H58V71H61L62 69H63V71H65V70H70V69H73V68H76V67H79V66H81L82 68H84V69H82L83 70V72H87L84 76H80L79 77V79L80 80H82V85L84 84V88H83V86H82V88L84 89L83 91H81L80 92V95H78V97H74V98H78V99H74V98H72L73 99V101H71L70 99V97L69 96H71V94H69V96H67V98H68V100L69 101H71L72 103H71V108L73 109V110H75V108H77L76 110H82V107H84V105H88V104H90V102L92 101V100H94L95 98H97V99H95L94 101H96V100H98L99 98L98 97H102V95H104L103 97H105V99H107L108 100V102H110L111 104H109L108 102V106H109V108H108V110H110V108H111V111L113 110V108H114V110L115 109H117V108H119V110H122L123 112H124V114H125V116L122 114V116L124 117L123 119H125L124 121L126 122V121H128L129 122V124L126 122V124H128L127 126H126V124L125 125H123V126H125V127H122V129H121V132H120V134H121V136H120V134H119V136L120 137H118L115 133V135H113V133H111V134H108L107 133V135H104L105 137L103 138H100L102 141H103V143L104 144H102V141L100 142V141H96V142H94V145H93V143L91 144V145H88V144H86V145H81V146H75V148L74 147H72L73 145H68V143H70L69 141H67L66 143L64 142V140L62 139V137H61V135L59 136V137H56L55 135H54V137L55 138H53L52 140H51V143H57L58 145L55 147V145L56 144H53L52 145V148L55 150V149H57V150H59L61 147H62V145L64 144H66L67 146H68V149L69 150H67V147H65L66 148V150H65V148H61L62 150V153H61V151L59 150L58 151V153H57V156L56 155H54V158H58V159H60L61 158V160H58V161H64L62 164H64V165H66V167L65 168H68L69 167V165H70V167L72 166V164L73 165H77L78 164V166H76V167H78V168H80V169H77V170H79L78 171V173H76L75 175L76 176H78V175H81V177H83L84 178V176H86V178H85V180L86 179H89V182L91 183V184H95V183H97V184H103V185H105V183L106 184H109V185H112V184H116V181L114 182V180H113V178L114 177H112L111 178V180H110V178H108V177H110V176H108L109 174H108V172H106V171H103L104 170V167L102 168L101 166H103V164L105 165V164H107V166L108 167H110L112 170L110 171V169H109V171L110 172H112V171H115V173H117L118 175H116V177L118 176H121L120 178L124 181L125 179V177H127L128 178V175L130 176L131 174L132 175H134V176H130L128 179H127V181L129 180V181H131V182H127L128 184L130 183H132L133 185V187L132 186H127L128 184L127 183H124V185L126 184V186L125 187H120L118 184V186L119 187H117L116 186V190H118L119 192L121 191H123V188H124V191L125 192H129L130 191V189H128V188H130V187H132L131 188V192H132V190L135 192V189H136V187H138V186H140L139 185V178H141V176H142V178H141V180H143L144 181V179H146V178H148V177H146V176H144L143 175V173H146V167H144L143 165H141L140 166V164H143V162L142 163H140L139 165H137V163H139L138 161H136V160H138L137 158H133V160H135L137 163H135L134 162V164H136L137 165V169L135 168V166L136 165H134L132 162V165H134V166H130L129 164H128V162H130V161H133V160H130L129 161V159L128 158H132L130 155H126L127 153L125 152V147H127V146H129V145H137V146H139V143L142 141V140H144L145 138H146V136H144L143 138H142V136H140V134H141V132H143L144 133V131L145 132H151L150 130H157V129H155V127H157L158 128V126H160L162 123H161V121L159 120L161 117H158V116H160V115H162V117H171L172 118V122H170V118L168 119V122H170V123H167V124H169V125H167L168 127H167V129H165L166 127V125H164V127H163V125H161L160 127L161 128H158V130H157V133H158V135H159V139L160 140H163L164 141V139L165 140H171V139H175L176 138V140L177 139H181V137H182V135H184V133H183V131H181L182 129V126L180 125V124H182L183 126L184 125H187V124H193V123H190L189 121H186V120H189V118H191L190 120H194V122H195V120H197V119H200L203 115H204V113H205V111H203L204 110V106L202 105L201 107H200V105H198L200 108H202V107H204V108H202L203 110H201L199 107V109L201 110H198L197 109V104L194 102V100L196 99V97H201V95H202V97L204 96V98H205V96L206 95H208V97H210V98H214L216 101H218V100H220V96L218 97L217 95L219 94V93H217L216 94V96H215V94H213L212 96L208 93V91H206V92H202L200 95H199V93H196V94H198V95H194L193 96V94H195V88L193 87V86H190L188 83L189 82H186L187 81V79H186V75H187V73H188V70H186V68H184L186 71H187V73L185 72V73H181L180 72V75H178L179 77H181L182 78V81H183V79H185V81H183V82H181V84L183 85V83L185 84V86H183L182 88H185V89H183L182 91H180V92H176V93H174V92H170L169 93V91H162L161 90V86H159L158 88H156V89H154L153 91H152V89H151V87L149 88V80L150 79H148L149 77H147V75H144V76H142L141 78L144 80H142V81H140L139 80V82H141V83H143V85L145 84L146 86H148V87H143V85H141V83H140V87H141V90H135V89H133L132 87H130V86H126V87H129V88H131L132 90H130L129 88V90L126 88V87H121V88H126V91H124V93H123V91L122 90H120L119 88H117L118 86H116L115 85V89L113 88V84H110V82L107 84V83H104L103 82V80L102 81H100V82H97L96 83V81H95V78H94V76L91 74L92 73V71H96L97 69V71L96 72H98V71H103V69H102V66H103V61H102V59L100 58V57H95V56H92V57H90V56H88L89 54H87L85 51L83 52V49H81L80 47H78V45H75V46H77V47H75L74 46ZM37 46V49H35V47ZM66 46V48H64ZM204 47H205V45H203ZM177 47V48H178ZM75 48H77V49H75ZM78 48H80L81 50L79 51V49ZM195 48V49H194ZM201 48V47H200ZM28 49H29V51H28ZM68 49V50H67ZM176 49V48H175ZM192 49H194L195 51H193ZM197 49H199V46H198V48ZM201 49H203V48H201ZM65 50V51H64ZM185 50V51H184ZM192 50V51H191ZM67 51H68V54H67ZM72 51V52H71ZM188 51H191V52H188ZM34 52V51H33ZM65 53V55H64V53ZM82 52V53H81ZM195 52H196V54H195ZM204 52V51H203ZM199 52V54H202L201 56L203 57H205V58H210L208 55V53L207 52ZM26 53V52H25ZM82 54V55H80V54ZM134 53V54H133ZM133 53H129V54H126L127 55V58H130V57H132V58H135V59H139V57H140V59L141 58H143L142 57V54L141 53H139V55H137L138 53L137 52H133ZM136 53V54H135ZM193 54H195V55H197V56H195V58H197L198 60H200V61H196L197 59H195L194 58V55ZM64 55V56H63ZM68 55H69V57H68ZM71 55H77V56H81V57H73V56H71ZM88 57H90V58H88L87 59V56ZM126 55L124 56V58H126ZM65 56H67V57H65ZM84 56H86V57H84ZM193 56V59L191 58ZM71 57V58H70ZM73 57V58H72ZM145 57V56H144ZM173 57V58H172ZM71 59V60H70ZM72 59H76L75 61L74 60H72ZM192 59V60H191ZM214 59V58H213ZM213 59L212 60H210V62L212 63V62H218V60H214L213 61ZM83 62H82V61ZM87 60V61H86ZM181 60V62H179ZM186 60V61H185ZM189 60V61H188ZM63 61L64 62H66V61H68V62H66L65 64H63ZM84 61H85V63H84ZM191 62V64L190 63H188V62ZM71 62V63H70ZM75 62H77V63H75ZM97 62V63H96ZM119 62H120V64H122V62H123V59L121 60V58H120V60H119ZM119 62L117 63V65L116 66H118V64H119ZM184 62H187V63H184ZM197 62V63H196ZM39 63V62H38ZM80 63H82V64H80ZM194 63H196V64H194ZM42 64V65H41ZM39 63L38 65H40V66H44L42 69L40 68V66H38V68L36 67V73H34V75L35 74H37V75H35L34 76V79H36L37 78V76H38V78L42 81H37L36 83H39V86H38V84L36 85L34 82H33V84L35 85H33L32 84V88H33V90L35 91V93H37L36 91L38 90V93H39V91H42V92H40L39 94H29L30 95V98H27V97H29V95L27 96L26 95V92H25V95L23 96V94H24V92L22 91V96H21V94H19L20 92L19 91H21V90H19V89H22L27 83L28 84H30V82L31 81H36V80H38V78L36 79V80H30L31 78L33 79V76L31 77L30 76V73L28 74V76H27V74L26 73H18V74H21V76L19 77V78H17L15 81H18V80H20V81H18V83H20V84H25V85H23V87H21L20 88V84L18 85L17 83H15V81H14V79L17 77H15V74H13V76L12 75H10V77L9 78H7V80H4V81H2V82H0V87L2 88V90L0 89V97H2V95L5 93L4 92V90L6 89L5 87H7L8 89H9V91H7V89H6V92L8 93L9 92V95L7 96V98L5 99V97H2L1 99H3V101H5L6 100V102L5 103H8V104H5L3 101V103L2 104H4V105H6V106H4V108L5 109H7V110H11L12 111V108H14L15 106H17L18 104H25L26 103V105H24V109L26 110L27 109V111L26 112H29V113H35V112H37L36 110H38L37 108H41V110L42 111H45L46 112V115L45 116H43V112H42V114H41V110L39 109L38 111H39V114L41 115V117L43 116V117H46V118H57V117H61L62 116V118L63 117H65V118H63V119H65V120H69L70 119V117L69 118H66V114H63L62 113V111H61V108H60V110L59 111H61V112H59L58 111V109H54V110H52V108H54V107H57V105H55L54 103H53V101L54 100H56V99H52V98H55L57 95L56 94H54V93H56V92H53V91H51L52 89H54L55 88V90L57 91V87L59 88V85L61 86V81H58V79H56L57 81L55 82L54 80V77H53V79L54 80H52V81H49V80H51V78H48V77H51V76H54L55 74V71H54V68H52L51 67V65L49 66V65H47L48 64V62L47 63ZM62 64H63V66H62ZM68 64V65H67ZM84 64V65H83ZM119 64V65H120ZM189 64V65H188ZM200 64V65H199ZM46 65V66H45ZM65 65V66H64ZM90 65V66H89ZM92 65V66H91ZM95 65V66H94ZM98 66V68H97V66ZM181 65V64H180ZM66 66H68V67H66ZM84 66V67H83ZM86 66V67H85ZM94 66V68L92 69V67ZM49 68V69H48ZM51 68V69H50ZM88 68H91V69H89V70H91V72L88 70ZM182 68H181V70H182ZM41 69V70H40ZM183 69V70H184ZM38 70V71H37ZM40 70V71H39ZM86 70V71H85ZM179 70H180V68H179ZM48 71V72H47ZM51 71H53V72H51ZM39 73V74H38ZM42 73V74H41ZM90 73V74H89ZM24 74V75H23ZM26 74V75H25ZM100 74H102V73H100ZM170 74V73H169ZM22 75H23V77H22ZM51 75V76H50ZM171 75V79L173 78L172 76V74H170ZM169 75V76H170ZM40 76V77H39ZM42 76V77H41ZM11 77H13L14 79L13 80H11L10 78ZM22 77V78H21ZM28 77V78H27ZM29 77H31L30 79H29ZM36 77V78H35ZM227 77L229 78H227V80H225V79H220L217 83L219 84V86L221 85V86H223L224 87V85L226 84V86H227V84H233V80H235V79H237V78H235V77H233V76H230V75H227ZM46 78H48L47 80H46ZM92 78V79H91ZM147 78V79H146ZM167 78H168V75H167ZM255 79V77H252V79ZM9 79L11 80V81H13V83L12 82H10V84H11V86L9 87ZM21 79H22V81L24 80L25 81V83H23V82H21ZM43 79V80H42ZM94 79V80H93ZM170 79V80H171ZM174 79V78H173ZM85 80V81H84ZM87 80V81H86ZM146 80V81H145ZM230 80H232V83H231V81ZM46 81H48L47 83L48 84H51L52 85V87H54V88H48V85H46V83H43V82H46ZM94 81H95V83H94ZM148 81V82H147ZM224 82V84H223V82ZM227 81V82H226ZM228 81H230L229 83H228ZM7 82V85L5 84ZM50 82V83H49ZM60 82V83H59ZM86 82V83H85ZM101 82H103L102 84H101ZM253 82H255V81H250V84L251 85H253V87L252 86H250V84H249V86L250 87H252V88H254L255 86H258V85H256V83H253ZM40 83L42 84H44V86H47V88L48 89H45V87L43 86V84L42 85H40ZM55 83V84H54ZM56 83H58L59 85H56ZM89 83H91V84H94V85H88ZM99 83H100V85H99ZM242 83H244V82H242ZM17 84V85H16ZM27 84V85H28ZM105 84V85H104ZM110 84V85H109ZM188 86H187V85ZM229 84V86H231ZM51 85L49 86V87H51ZM53 85H55V86H53ZM85 85L86 86H88L87 88H85ZM104 85V86H103ZM108 85V86H107ZM244 85H246V83L244 84ZM36 86H38L39 88H43V89H45V90H41V89H38V87H36ZM42 86V87H41ZM112 86V87H111ZM248 86V87H249ZM14 89H18L19 91V93L17 92V90L15 91V92H13L14 93V96L12 95V91H10V89H12V88ZM17 87V88H16ZM34 87L35 88H37V90L36 89H34ZM95 87V88H94ZM106 87V88H105ZM111 87V88H110ZM3 88H5L4 90H3ZM61 88V87H60ZM82 88H81V90H82ZM187 88V89H186ZM222 88V87H221ZM251 88V90H252V92L254 93L255 91H253V90H256V88H254V89H252ZM14 89V90H15ZM25 89V88H24ZM50 89V90H49ZM97 89V90H96ZM224 90L225 89H227V88H223ZM222 89V90H223ZM229 89V88H228ZM228 89L227 90H225V92L226 91H228ZM13 90V91H14ZM33 90H31V91H33ZM47 90V91H46ZM54 90V91H55ZM87 90V91H86ZM95 90V91H94ZM120 90V91H119ZM186 90H187V92H186ZM188 90H190V91H188ZM223 90V91H224ZM2 91H3V93H2ZM25 91V90H24ZM115 91V92H114ZM250 90H248V91H246V94H248L249 96H250V93L251 92H249ZM10 92H11V94H10ZM30 92V91H29ZM49 92H51V93H49ZM93 94H92V93ZM107 92H110V93H107ZM146 92H147V94H146ZM149 92V93H148ZM155 92V93H154ZM185 92V93H184ZM212 92V91H211ZM210 92V93H211ZM214 92V91H213ZM248 92V93H247ZM18 93V96L20 95V97H18L17 95L15 96V94H17ZM86 93H88V94H86ZM95 93H96V95H95ZM98 93V94H97ZM103 93V94H102ZM120 94V96H118L117 94ZM206 93V94H205ZM208 93V94H207ZM257 93V92H256ZM6 94V93H5ZM41 94V95H40ZM43 94H45V95H43ZM49 94V96H51L52 98H50L49 96L47 97V95ZM51 94H53V96L51 95ZM101 94V95H100ZM105 94H106V96H105ZM115 94H116V96H115ZM140 94H142V95H140ZM169 94V95H168ZM187 94V95H186ZM205 94V95H204ZM212 94V93H211ZM255 94V93H254ZM254 94H253V96H254ZM33 95V96H32ZM41 96V97H47V98H50V99H52V102H51V100L50 101H48V100H46V98H45V100L46 101H48L49 102V104L51 103V104H54L55 106L54 107H52V106H48L47 107V104L44 106V109H42V107H43V105H44V103H48V102H46L43 98H41V99H43L42 101H41V104H40V106L42 105V107H40L39 106V104H38V100H37V97L38 96ZM56 95V96H55ZM84 95V96H83ZM89 95H92L91 96V98H89ZM112 95V96H111ZM139 95H140V97L141 98H139L138 99V97H139ZM146 95V96H145ZM153 95V96H152ZM167 95V96H166ZM191 95H192V97H191ZM220 95V94H219ZM4 96V95H3ZM14 97V99L16 98H18V102H16V103H14V100H8L9 99V97ZM35 97V96H37L36 98H32V97ZM40 96L38 97V98H40ZM80 96V97H79ZM114 96V97H113ZM128 98V96H129V98L128 99H130V100H132V101H130V102H128L129 100L126 98V97ZM143 96V97H142ZM164 96V97H163ZM251 96H252V93H251ZM251 96H250V98H251ZM252 96V98H251V100L253 101V105H254V107L257 109H259V111H261L260 109L261 108H259V106L258 105H260V107L262 106V102H264V101H262V99H260L262 102H260V101H256L257 99H255V97H253ZM24 97L25 99H22V98ZM71 97H73V96H71ZM83 97V98H82ZM94 97V99H92ZM66 98V99H67ZM84 98H85V100H84ZM91 99V100H89V99ZM113 98V99H112ZM121 98V99H120ZM144 98V99H143ZM206 98H207V96H206ZM5 99V100H4ZM40 99V100H41ZM111 99L114 101V102H111ZM116 100V102H115V100ZM117 99H119V100H117ZM255 101H254V100ZM39 100V101H40ZM76 101V103H75V101ZM78 100H80L79 102H82V105L81 104H79V102H77ZM89 101V102H87V101ZM121 100V101H120ZM182 100V101H181ZM192 100V101H191ZM250 100V99H249ZM249 101V103H251L252 101ZM10 101V102H9ZM152 101V102H151ZM154 101V102H153ZM191 102V104H189L190 102ZM216 101H214V102H216ZM221 101V100H220ZM20 102V103H19ZM44 102V103H43ZM74 102V103H73ZM83 102H85L84 104H83ZM93 102V101H92ZM91 102V103H92ZM127 102V103H126ZM188 104H187V103ZM193 102V103H192ZM229 102V104H228V106H232V104H234V102H233V100L232 101H228ZM230 102H232V104L230 103ZM1 103V102H0ZM10 103H12V104H10ZM31 104V105H35L36 107H34V106H31V107H29V104ZM40 103V102H39ZM93 103H95V102H93ZM115 103V104H114ZM133 103V105H131ZM135 103V104H134ZM168 103H170V104H168ZM195 103V104H194ZM217 103V102H216ZM261 103V104H260ZM28 104V105H27ZM121 104V105H120ZM125 104V105H124ZM129 104V105H128ZM198 104H200V103H198ZM227 104V103H226ZM231 104V105H230ZM252 104V103H251ZM20 105H18V107L20 106ZM72 105H75V106H77V107H75V106H72ZM110 105H111V107H110ZM117 105V106H116ZM122 105H124V106H122ZM263 105H264V103H263ZM2 106V107H3ZM58 106H60V105H58ZM80 106H82V107H80ZM122 106V107H121ZM139 106V107H138ZM152 106V107H151ZM180 106V107H179ZM258 106V107H257ZM1 107V106H0ZM1 107V108H2ZM22 106H20L19 108H21ZM28 107H29V111H28ZM32 107L33 108H36L35 110L34 109H32ZM52 107V108H51ZM80 107V108H79ZM116 107V108H115ZM121 107V108H120ZM162 107V108H161ZM196 107V108H195ZM1 108H0V110H1ZM2 109V110H5V109ZM57 108H59V107H57ZM85 108V107H84ZM22 109V108H21ZM30 109H32V110H30ZM47 109V110H46ZM50 109V110H49ZM137 109V110H136ZM189 109V110H188ZM191 109V110H190ZM23 110V109H22ZM75 110V111H76ZM124 110H126V111H124ZM133 110V111H132ZM136 110V111H135ZM262 110H263V106H262ZM32 111V112H31ZM49 111V112H48ZM50 111H51V113H50ZM56 111V112H55ZM58 111V112H57ZM187 111V112H186ZM258 111V115H257V118H256V120L258 121H262L263 119H264V113H263V111H261V112H259ZM9 112L10 111H8V114H9ZM131 112H133V113H131ZM135 112L136 113H138V114H136V116H134L135 115ZM164 112V113H163ZM53 113V114H52ZM55 113H56V115H55ZM63 115H62V114ZM167 113V114H166ZM261 113V114H260ZM11 114V113H10ZM47 114H49V115H47ZM132 114H134V115H132ZM185 114V115H184ZM260 114V115H259ZM61 115V116H60ZM144 115V116H143ZM157 115V116H156ZM164 115V116H163ZM183 115L186 117V120H185V118H183L182 119V117H183ZM202 115V116H201ZM262 115V116H261ZM54 116V117H53ZM56 116V117H55ZM180 116H181V118H180ZM260 116V117H259ZM138 119H137V118ZM143 117H150V119H148V120H145V121H148L149 123H150V125H149V123L148 122H145V121H142V119L141 118H143ZM192 117H193V119H192ZM197 117V118H196ZM135 118L138 120V122H139V124L138 123H135L136 122V120H135ZM260 118V119H259ZM139 119L141 120V121H139ZM262 119V120H261ZM182 122H181V121ZM70 121V120H69ZM176 121V122H175ZM74 122H76V121H73V122H70V124L72 125H70L71 126V128H72V130H68L67 132L69 133L70 132V135H72V137L73 138H76V136L77 135H79V136H81L82 135V133H83V131H84V133L85 134H83V135H86V134H92L93 133V131H91L90 129H87V130H89L88 131V133L86 132L87 130H83L82 129V127L80 126L81 125V123L80 122H76V123H74ZM132 122V123H131ZM191 122H193V121H191ZM0 123H1V121H0ZM73 123H74V125H73ZM79 125H78V124ZM147 123V124H146ZM152 123H154V124H152ZM161 123V124H160ZM177 123V124H176ZM132 124L134 125V126H132ZM157 126H156V125ZM160 124V125H159ZM173 126H171V125ZM78 125V126H77ZM130 125V126H129ZM138 125V126H137ZM1 127V129H2V131H1V129H0V133H1V135H0V137H5L6 138V135H11V133H12V135L13 136H7V138H10V139H7V140H10L11 141V144L13 143V144H17V143H15V142H18L19 141V143L17 144V145H20L21 143H27V145H28V141H29V147L31 146V144H32V147L33 148H41V146L42 145H45L46 146V143H45V141H43L45 144H43L42 143V141H41V138L42 137H40L39 136V139H38V141H37V138H38V136L36 137V136H32V134H30V135H25L24 133L25 132H22V130H19V132L17 133L15 130V132L13 133V132H10V134H8L9 132L8 131H10V129H8V128H6V131L4 132V130H3V125H2V123H1V125H0ZM153 126V127H152ZM71 128H69V129H71ZM79 128H80V130H79ZM125 128H127V129H125ZM150 128H153V129H150ZM8 129V130H7ZM125 129V130H124ZM148 129H149V131H148ZM165 129V130H164ZM171 131H170V130ZM12 130V129H11ZM83 130V131H82ZM140 130V131H139ZM144 130V131H143ZM176 130V131H175ZM81 131H82V133H81ZM123 131V132H122ZM160 131H162V132H160ZM177 131H178V133H177ZM8 132V133H7ZM92 132V133H91ZM159 132L161 133V135L159 134ZM15 133H16V135H18V136H16L15 135ZM21 133V135H19ZM143 133H142V135H143ZM146 133V134H147ZM3 134H5V135H3ZM25 136H23V135ZM26 134H28L27 132H26ZM58 134H66L65 132H62L61 133V131L58 133ZM81 134V135H80ZM3 135V136H2ZM149 135V134H148ZM179 135V136H178ZM16 136V137H15ZM78 136V137H79ZM14 137V138H13ZM23 137V138H22ZM35 137V138H34ZM114 137H117V138H114ZM139 137H141L142 138V140H141V138H139ZM148 137V136H147ZM149 137H150V135H149ZM163 137V138H162ZM174 137V138H173ZM18 139L19 138V140H16V139ZM31 139V140H30ZM99 139V140H100ZM105 139V140H104ZM120 139H122V140H120ZM16 140V141H15ZM21 140V141H20ZM25 142H24V141ZM27 140V141H26ZM33 140H35V142L33 141ZM43 140V139H42ZM56 140V142H54ZM10 141H8V142H10ZM15 141V142H14ZM31 141V142H30ZM128 141V142H127ZM33 142V143H32ZM37 142H39V143H37ZM41 142V143H40ZM100 142V143H99ZM31 143V144H30ZM62 145H61V144ZM99 143V144H98ZM35 144H36V146H35ZM42 144V145H41ZM102 144V145H101ZM59 145H61L60 146V148L58 147ZM98 145V146H97ZM101 145V146H100ZM49 146V145H48ZM48 146H46V151H48L49 149H47V148H49ZM69 146H71L73 149H76V150H73L71 147H69ZM97 146V147H96ZM106 148H105V147ZM113 146H115V147H113ZM124 146V147H123ZM59 149H58V148ZM45 148V147H44ZM78 148H80L79 150H78ZM98 148V149H97ZM111 148V149H110ZM63 149H64V151H63ZM71 149L74 151V152H72L71 151ZM100 149V150H99ZM56 150V151H57ZM88 152L89 150L90 151H94L93 152V155H95V156H89V154H87L86 152ZM88 150V151H87ZM124 150V151H123ZM56 151H54L53 153H55L56 154ZM66 151H67V153H66ZM80 151V152H79ZM89 151V152H90ZM70 152H72V154H74V155H72ZM88 152V153H89ZM105 152V153H104ZM111 152V153H110ZM119 152V153H118ZM61 153V154H60ZM71 154V155H68V154ZM85 153V154H84ZM103 153V154H102ZM123 153V155H121ZM98 156H97V155ZM124 154H125V157H124ZM90 155H91V153H90ZM101 156V157H100ZM127 156V157H126ZM70 157V158H69ZM73 157V158H72ZM109 157H111V158H109ZM124 157V158H123ZM92 158V159H91ZM103 158V159H102ZM121 158H122V160H123V162H122V160H121ZM125 158H127V159H125ZM67 159H68V161H67ZM75 159V160H74ZM73 160L76 162H73ZM87 160V161H86ZM88 160H91V161H88ZM118 160V161H117ZM72 163H71V162ZM80 161H82V163L80 162ZM83 161H86V163L85 164H83ZM111 161H114V162H111ZM109 162V163H108ZM124 162H125V165H124ZM71 163V164H70ZM81 163V164H80ZM87 163H88V166L90 167V168H93L94 167V165H96V164H98L97 166H100L101 168H97V169H100L101 170V172L102 173H107L108 175H106V176H103V174L100 176H98V172L100 171V170H98V172L96 171V172H94L95 170H97V169H95L96 168V166H95V168H93V169H95V170H93V172L91 173L90 172V168L87 166ZM110 163H112L113 164V167H111V165L112 164H110ZM90 164V165H89ZM110 166H109V165ZM116 164H117V167H116ZM120 164H123V166L122 167H125V168H127V166H128V170L127 169H125L124 171H126V175L127 176H125V177H123L124 175H123V168H121L122 169V174H120V172H121V169H120V171H118L119 170V168L121 167V165ZM126 164H128L127 166H126ZM261 164H264V163H262V162H260V165ZM82 165H83V168H84V170L85 169H87V170H85V172L83 173V171H81V169H83L82 168ZM120 165V166H119ZM75 166H72V167H75ZM87 166V167H86ZM114 166H115V168H114ZM138 166H140L139 168H140V171H139V168H138ZM146 166V165H145ZM264 166V165H263ZM17 167H18V169H17ZM64 167H62V168H64ZM69 167V168H70ZM119 167V168H118ZM130 167H131V169H132V171H131V169H130ZM132 167H134V168H132ZM261 167V166H260ZM27 168V169H26ZM31 168V169H30ZM64 168V169H65ZM116 168H118V170H116ZM142 168H143V170H145V171H141L142 170ZM261 168H263V167H261ZM14 169V168H13ZM12 169V170H13ZM60 170L59 172H56V173H58V175H59V173H63V171H65V170ZM130 169V170H129ZM135 169H136V171H135ZM68 170V169H67ZM134 170V171H133ZM260 171H262L261 169H259ZM33 171V168L32 167H25V168H22L21 169V167H19V165H16L15 166V171L13 170V175L11 174V179L13 180V181H15V182H17V181H19L18 183H20L21 181H26L28 178L31 180V182H30V180L29 181H27L28 183H32V181H33V183L31 184V185H28V183H26L25 182V184H26V186H28V188L30 187V189L31 190H29L27 187L25 188V191H27L25 194H27L28 195V193H29V191H30V194H29V196H33L31 199H30V201H28V202H30L31 204H32V199H33V204H37L38 202L40 203L41 202V200H43L44 201V199H45V196H47L46 198L47 199H49L51 196V202H52V200L53 199H56L55 197H57V195L56 194H58L59 192H61L62 191V187H61V184L62 183H57L56 185H54L55 187H56V190L54 191V189H55V187H53V189H52V191H49V190H45V189H42L43 188V185L41 186V180L43 181V184H44V182H45V180H44V177L43 176H41V175H36L35 177H31V173H33L32 172ZM87 171H89V172H87ZM92 171V170H91ZM129 173H128V172ZM250 171V172H249ZM248 172H246V173H244L243 172V170H238V171H236V173H239V174H235V178L233 177V178H231L230 177V179H229V176L231 175V174H229L228 175V172H223V173H220V175H219V177L220 178H218V175H214L213 176V178H214V181H213V178L211 179V180H209L208 182H212V183H206V184H200V185H197L196 186V190L195 189H192V190H188V191H186L185 193H184V195L185 196H183V195H181V197H179L180 198V200L182 199V200H185V202H183L182 201V203L183 204H185L186 202V204H185V206H184V208H186V209H184L183 211H181V213L182 212H186L187 213V211H188V213L190 214H188L187 216H185V213L183 214L184 216L182 217V214L179 212H176V214L175 215H179V217L178 216H175L174 215V219H175V217H177L176 219H175V222L176 221H178V222H176V224H177V226H175V229L173 228L174 226H172V228L174 229V231H176V232H174L173 230H172V228H171V230H169V232L171 233L172 231L174 232V233H172V234H168L167 232H166V234H167V237L169 236H171L172 238H171V241L173 242H176L181 248H180V250L182 251V249H183V255H181L182 257H180L179 259H177L174 263L175 264H184V263H186V264H201V263H203V264H210V262L212 261V262H214L213 264H264V175L262 174V176L259 174V172H258V170L256 171V170H254V169H252V170H249ZM252 171V172H251ZM254 171H255V173H254ZM133 172H134V174H133ZM138 172V173H137ZM141 172V173H140ZM89 173V174H88ZM90 173L92 174L91 176H90ZM93 173H96V174H93ZM105 173V174H106ZM115 173H113L112 172V176H114L113 174H115ZM136 173V174H135ZM99 174H101L100 172H99ZM111 174V173H110ZM137 174H138V176H139V178H137V180H136V177H138L137 176ZM142 174V175H141ZM224 174H225V176H224ZM249 174V175H248ZM258 174V175H257ZM94 175H95V177H94ZM135 175H136V177H135ZM146 175H148V172H147V174ZM241 175V176H240ZM28 176V178H26ZM90 178H89V177ZM228 176V177H227ZM238 176V177H237ZM26 178V180H25V178ZM78 177H80V176H78ZM91 177H94V178H91ZM97 177H99L98 179H97ZM107 177V178H106ZM115 177V178H116ZM144 177V178H143ZM146 177V178H145ZM24 180H23V179ZM104 178V179H103ZM114 178V179H115ZM120 178H118L120 181H118V179H117V181L118 182H122V184H123V181H121V179ZM216 178V179H215ZM218 178V179H217ZM227 178V179H226ZM246 178V179H245ZM90 179L92 180V181H90ZM95 179V180H94ZM97 179V180H96ZM131 179V180H130ZM235 179V180H234ZM237 179H239V180H237ZM36 180V181H35ZM103 180H105V181H103ZM116 180V179H115ZM134 180H136L137 181V183H136V185H135V182H134ZM140 180V181H141ZM96 181V182H95ZM113 181V182H112ZM143 181H141V183L143 182ZM217 181V182H216ZM95 182V183H94ZM125 182V181H124ZM134 182V183H133ZM39 183H41V184H39ZM91 184H88V182H86V186H87V188H86V190H87V192H91V189H88V187L90 186L91 187ZM121 184V185H122ZM138 184V185H137ZM221 184V185H220ZM238 184V185H237ZM89 185V186H88ZM123 185V186H124ZM134 185L136 186V187H134ZM206 185V186H205ZM33 186H36V187H33ZM39 186L40 187H42V188H40L42 191H40V192H38L40 189H38L39 188ZM63 186V185H62ZM85 186V187H86ZM32 187L34 188L33 189V191H32ZM59 189H58V188ZM89 187V188H90ZM207 187V188H206ZM64 188V187H63ZM59 190V192H58V190ZM121 189V190H120ZM129 191H128V190ZM29 190V191H28ZM44 190H45V192H44ZM51 190V189H50ZM137 190L139 191L140 189H138L137 188ZM48 193H47V192ZM54 191V192H53ZM123 191V192H124ZM137 191V192H138ZM198 191V192H197ZM209 191V192H208ZM1 192V191H0ZM34 192V193H33ZM35 192H37L36 193V195L37 196H40V197H37V196H35ZM51 192H53V193H51ZM56 192V193H55ZM3 192H1V194H0V202H2V201H5V203L4 202H2V204L0 203V211H2L0 214H3V216L2 215H0V224H1V221H3V222H7L8 221V216H9V218L10 217H12V215L14 214V212L16 211V208L14 207V206H16L17 204H18V206L20 205V200L18 199V197L16 196V195H10L9 196V194L8 195H4V193L2 194ZM51 193V194H50ZM204 193V194H203ZM213 193V194H212ZM34 194V195H33ZM38 194H40V195H38ZM50 196H48V195ZM187 194L189 195V197H190V200H189V198L187 197ZM192 195V196H191ZM227 196V197H225V199H228V200H226L225 201V199H224V196ZM14 196V197H13ZM29 196H26L25 197V200H29ZM182 196H183V198H182ZM223 196V197H222ZM9 197V198H8ZM15 197H16V199H15ZM28 197V198H27ZM37 197V198H36ZM41 197H43V198H41ZM54 197V198H53ZM95 198H96V196H94ZM192 197H194V198H192ZM5 198L7 199V200H5ZM12 198V199H11ZM38 198H41V199H38ZM99 198V197H98ZM98 198H96V200L95 201H97V200H100V199H98ZM216 198V199H215ZM230 198V199H229ZM232 198V199H231ZM9 199V200H8ZM78 199V198H77ZM75 200V201H77V202H75V201H70L71 202V204L70 203H66V208L65 207H63V205H65V204H63V205H61V206H57L56 208H58L59 210H58V214H60V216H61V213H62V216L63 215H65V214H67V216H68V214H69V212H70V210H67L68 208H70L71 206L73 207L74 206V204H78L80 201H81V199H79L80 201H78V200ZM193 201H192V200ZM2 200V201H1ZM18 201V202H15V201ZM39 200V201H38ZM46 200V199H45ZM91 200H92V198H91ZM188 200V201H187ZM36 201H37V203H36ZM57 200H54L52 203L54 204L55 202H56ZM94 200H92L91 202H92V204L94 203V206H95V204H97V202H98V204L94 207L91 203V206H92V208H93V210H95L96 209V211H94V215H96L95 213H97L99 210H102V208H100V207H102V206H100V207H98L100 204V202L99 201H97V202H93ZM190 201V202H189ZM192 201V202H191ZM7 202V203H6ZM9 202V203H8ZM106 202V201H105ZM17 203V204H16ZM38 203V204H39ZM42 203V202H41ZM107 203H108V201H107ZM14 204V205H13ZM53 204H51V206H54ZM55 204H57V203H55ZM69 205V207H67L68 205ZM111 204V203H110ZM109 203L107 204V205H105V206H107V208L108 209H110V207H111V205H110ZM187 204H190V205H187ZM221 204V205H220ZM225 204V205H224ZM103 205V206H104ZM200 205V206H199ZM10 206V207H9ZM18 206H16L17 208H18ZM51 206H50V208H51ZM56 206V205H55ZM54 206V207H55ZM192 206V207H191ZM3 209H2V208ZM61 207V208H60ZM188 207V208H187ZM97 208L99 209L98 211H97ZM6 209V211L4 212V210ZM108 209H105V210H107L108 211ZM187 209H189V210H187ZM217 209H219V210H217ZM7 211H9V212H7ZM12 211H13V213H12ZM69 211V212H68ZM103 211H104V208H103V210H102V213L100 214V212H99V215H97V216H94L97 220H98V222H99V224L101 223V225H100V228L102 229L103 227V223H104V228H105V230H104V228L102 229V230H104L105 231V234H104V236L105 235H108L109 236V238H111V237H113V241H112V238L110 239L111 240V242H112V244H113V242L115 243L113 246L117 249L118 247H120V246H124V244H126L127 243V241H128V237H127V234H126V232L127 231H129L130 229H131V226H128V225H124L123 223H122V225H124V226H122L121 224H119L118 226H122V228L120 227H115V225L113 224V220H112V218L114 217L113 215H111V214H108V215H110V216H106L105 214H103ZM106 211V212H107ZM192 211V212H191ZM105 212V211H104ZM105 212V213H106ZM191 212V213H190ZM6 214V215H5ZM180 214H181V216H180ZM5 215V216H4ZM11 215V216H10ZM102 215H105L106 217H105V219L103 218V216ZM194 215H196V216H194ZM111 216H113L112 218H111V220L112 221H110V220H108V219H106L107 217H109V219H110V217ZM224 216V217H223ZM2 217V218H1ZM116 217V216H115ZM154 217V216H153ZM181 217V220L180 219H178V218H180ZM186 217V218H185ZM188 217V218H187ZM198 217H200V218H198ZM60 218H62L61 220H66V217H60ZM100 218V219H99ZM150 218V217H149ZM7 219V220H6ZM152 220H150V222L148 223L147 221L145 222V224L147 223L148 225H150L151 224V222L153 221V220H156V219H153V218H151ZM173 219V218H172ZM173 219V220H174ZM183 219V220H182ZM185 219V220H184ZM6 220V221H5ZM158 220H159V218H158ZM165 220H168V218L166 219L165 218ZM170 220V219H169ZM194 222H193V221ZM103 223H102V222ZM111 222V224H108V222ZM186 221V222H185ZM192 221V222H191ZM2 222V223H3ZM109 222V223H110ZM182 222V223H181ZM216 222H218V223H216ZM187 223V224H186ZM98 224V225H99ZM116 224V223H115ZM181 224V225H180ZM14 225H16L17 227H19L18 226V224H14ZM117 225V224H116ZM110 226V227H109ZM111 226H114L113 227V229H115V230H111L110 228H111ZM183 226V227H182ZM15 227V226H14ZM17 227H15V228H13V229H15V232L14 233H17V234H13L12 236L10 235V234H12L13 232H11V231H14V230H11V229H8V231H7V228H9V227H7L6 229L4 228V229H0V233L1 234H3V231L2 230H6V231H4L5 233L3 234V235H1L0 234V252L2 253H0V255H3V256H0V258L2 259H0V264H23V261L26 263V264H36L37 262L35 261L36 259H34V260H31L32 258H35L36 257V255H35V253L37 254V252L39 251V248H36L37 246L39 247V245H38V243H37V235H38V233H37V231L38 230H36V229H34V230H36V232L34 233L33 231L31 232L30 231V233H28L29 231H27V230H24V229H22V227L21 228H19V229H16ZM99 227V226H98ZM109 227V228H108ZM130 227V228H129ZM10 228H12V226L10 227ZM100 228H99V230H100ZM109 230V231H107V229ZM23 230V232H24V234L27 232V234H29L30 236H28L29 238H30V241H29V245H27L28 243L27 242H25V241H27L26 239L25 240H20L19 241V239H18V241L16 240V243L18 244V242H21L22 244V246L23 245H26V247L25 246H21V245H17V248H19L18 249V251L16 250V248L14 249V247H10V245L12 244V243H10V240H11V242L14 240V239H12L11 237H20V232H21V235H22V230ZM122 229V230H121ZM177 229V230H176ZM11 230V231H10ZM19 230V233L17 232ZM40 230V229H39ZM98 230V231H99ZM102 230H100L101 231V233L100 234H102V232L104 233V231H102ZM97 231V230H96ZM112 232V234H108V232ZM113 231H115L114 233H113ZM11 232V233H10ZM9 233V234H8ZM95 233H99V232H95ZM95 233H94V235H95ZM107 233V234H106ZM183 235H182V234ZM34 234H35V236H34ZM174 234H175V237H173L174 236ZM26 235V234H25ZM97 235V234H96ZM99 235V234H98ZM94 236V237H96V238H94L95 240H103L105 237H108V236H105V237H103V235L102 236ZM114 235V236H113ZM124 235H126V237L124 236ZM179 235V236H178ZM3 236V237H2ZM5 236H7V237H5ZM8 236L10 237V240H9V238H8ZM176 236H178V237H176ZM181 236H183V237H181ZM4 237H5V239H4ZM37 237V238H36ZM98 237H99V239H98ZM28 238V239H29ZM108 238V239H109ZM8 239V240H7ZM32 239V240H31ZM175 239V240H174ZM181 239H183L182 241H181ZM6 240V241H5ZM14 240V241H15ZM68 240H69V238L68 239H66L65 241L66 242H68ZM118 240V241H117ZM5 241V242H4ZM9 241V242H8ZM32 241H36L35 242V244L37 243V245H34V243L32 242ZM120 241H122V242H120ZM178 241H179V243H178ZM186 241V242H185ZM6 242H8V243H10V244H8V243H6ZM23 242H25V243H27V244H23ZM117 242V243H116ZM126 242V243H125ZM181 242V243H180ZM190 242V243H189ZM69 243V242H68ZM67 243V244H68ZM184 243V244H183ZM189 243V244H188ZM9 245V246H8ZM34 245V246H33ZM72 245H73V243H72ZM188 245V246H187ZM192 247H190V246ZM3 248H2V247ZM6 246H8V247H6ZM12 246V245H11ZM15 247H16V244L14 245ZM31 246H33L34 248H36V249H34L35 251L33 252V249H32V247ZM36 246V247H35ZM22 247V248H21ZM73 247H75V245L73 246ZM207 247V248H206ZM1 248L2 249H4V250H6V251H1ZM10 248H12V249H10ZM23 249V250H21V249ZM30 250H29V249ZM76 248V247H75ZM185 248V249H184ZM196 249V251L195 250H193V249ZM203 248H204V250H203ZM191 251H190V250ZM13 250V251H12ZM17 252H16V251ZM21 252H20V251ZM38 250V251H37ZM12 251V252H11ZM32 251V252H31ZM113 251H114V249H113ZM191 253L192 251H194V252H192L191 254H189L188 256H187V254L189 253V252ZM11 252V253H10ZM196 252V253H195ZM199 252V253H198ZM15 254V255H13V254ZM18 253V254H17ZM32 253V254H31ZM114 252H112V254H113ZM198 253V254H197ZM30 254V255H29ZM35 255V256H33L31 259H30V257L32 256V255ZM85 256L87 255V258L85 257L84 258V260H83V255H82V259H81V256H80V259L82 260H80L79 258L77 259V260H74L73 259V261L70 259L67 263L65 262V264H82V262L83 261H86L85 259H88V254H90V256H91V253L90 252H88V254H87V252H84L83 253ZM197 254V255H196ZM207 254V255H206ZM210 254V255H209ZM201 255H202V257H201ZM6 256V257H5ZM89 256V257H90ZM191 256V257H190ZM196 256V257H195ZM204 256V257H203ZM209 256L212 258H209ZM168 257V255L167 256H165V258L164 259H168L167 258ZM189 257H190V259H189ZM209 258V260H208V258ZM4 258H8V259H4ZM184 258H186V262H184L185 261V259ZM191 258H192V260H191ZM23 259V260H22ZM182 259H184L183 261H182ZM204 259H206V261H204ZM214 259V260H213ZM8 260V261H7ZM22 260V261H21ZM117 258H115V256H114V254H113V256H112V259L110 258L109 259V262H108V264H114L115 262H117V264H119L121 261H119V260H117ZM219 260V261H218ZM34 261V262H33ZM75 261H77V262H75ZM80 261V262H79ZM111 261V262H110ZM194 261L196 262V263H194ZM199 261V262H198ZM227 261V262H226ZM36 262V263H35ZM87 262H89V259L87 260ZM92 263H96V262H94V261H91ZM91 262L89 263V264H91ZM192 262V263H191ZM208 262V263H207ZM216 262V263H215ZM86 264V262H83V264ZM129 263H131V262H129ZM144 263H146L145 261H144ZM144 263H142V264H144ZM45 264H49L48 263V261L45 263ZM62 264H64V263H62ZM96 264H98V263H96ZM121 264H124L123 262L121 263ZM147 264V263H146ZM171 264H173V263H171ZM212 264V263H211Z\"/></svg>",
  "mask_w": 264,
  "mask_h": 264
}]
</instances>
